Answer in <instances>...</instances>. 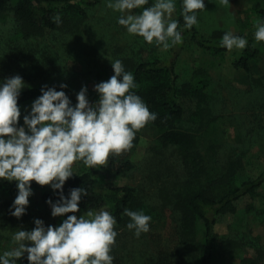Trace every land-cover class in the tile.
<instances>
[{"label": "rangeland", "instance_id": "rangeland-1", "mask_svg": "<svg viewBox=\"0 0 264 264\" xmlns=\"http://www.w3.org/2000/svg\"><path fill=\"white\" fill-rule=\"evenodd\" d=\"M262 1L264 5V0ZM150 3L151 0L149 5ZM251 5V0H230L228 5L222 4L221 0H205V9L197 10L199 21L197 25L207 36H210L211 30L216 28L245 32L256 19V13L252 11ZM120 15L119 11L108 8L105 0H99L88 10L85 20L78 21L77 16L67 14L61 17L62 22L58 24L56 30L44 28L35 32L33 37H12L14 40L9 42L11 46H7L8 48L0 46V68L2 64L6 66L8 62L15 67L18 62L31 63L34 67L33 72L28 70L25 76L20 75L30 87L47 84L50 80H58L59 83L67 85L72 99L76 100V93L86 85L89 100L95 101L98 99V94L93 88L95 73L106 67L114 49L121 48L129 53L134 51V46L143 45L140 48L142 57H148L150 55L148 47L155 46L153 50L155 54L171 56V53L167 52L168 49H163L155 43H148L142 36L129 34L125 26L117 23ZM16 22L11 12L6 10L0 12V33L12 32L14 26L18 24ZM18 32L21 34L20 31ZM254 44L260 48L257 63L255 61L251 64L256 76L258 71L259 74L264 73V41L257 42L255 39ZM46 55L51 57L47 62L38 60L39 56L46 57ZM223 56L214 58L190 44L180 52L176 63L180 83L188 81L198 67L208 70L211 85L209 86L210 102L207 104L213 107L214 114L217 115L215 127L210 125V128L217 138L223 137L221 142L226 141L223 142L222 148H218L219 156L228 146H234L231 142L234 141L236 131L245 128L250 112V109L244 108L250 102L245 93L249 86L231 65L235 54L228 53ZM9 64L6 69L5 67L4 70L0 69V79L15 75L10 70ZM16 69H19L18 65ZM181 99L184 108L183 121L188 123L196 102L191 97ZM30 106H21L20 124H23V115L26 114V110L30 111ZM261 116L264 118L263 115ZM157 138L158 132L153 127L141 131L139 143L128 154V158L134 163L129 174L114 176L102 173L94 177L95 181L103 185L129 184L137 188L141 187L140 194L144 198L143 201L156 206V211L152 212V219L149 222L150 230L141 233L139 237L126 227L129 220L125 225L116 224L118 235L112 247L113 264H199V246L194 245L182 234L178 213L172 209V200L165 202L169 192L177 189V179L185 171V167H180L173 148L159 147ZM207 139L208 137H203L205 143ZM254 140L255 144L246 157V161H249L239 168L237 175L239 179L254 177L264 169V152L260 150V146L264 147L263 139L257 136ZM201 144L203 145L199 151L205 153L207 150L203 148L204 143ZM82 168V165L74 162L75 172H79ZM256 191L257 195H247L235 201L234 210L219 215L214 225L218 239L229 236L241 238L243 255L248 257L257 255L256 247L264 251V185ZM16 195L17 192L7 195L0 191V253L13 246L11 232L15 228L31 229L34 227L35 218L42 219L46 225H57L62 222L58 217L49 214L51 212L49 205L44 208L40 200V191L37 190L29 197L25 214L19 218L12 216L10 205ZM248 205L250 208L247 209ZM102 207L108 210L106 206ZM99 208L101 207L92 209ZM195 239L197 243L204 239L202 220L196 221ZM211 264H239V259L219 251L213 256ZM259 264H264V260Z\"/></svg>", "mask_w": 264, "mask_h": 264}, {"label": "trees", "instance_id": "trees-1", "mask_svg": "<svg viewBox=\"0 0 264 264\" xmlns=\"http://www.w3.org/2000/svg\"><path fill=\"white\" fill-rule=\"evenodd\" d=\"M99 0H0V12L8 11L16 19V27L13 31L0 33V46H11L12 37H33L35 32L47 28L56 30L58 24L53 17L57 13L60 18L70 14L77 16L78 21L87 18V12L94 7ZM251 9L256 13V19L248 27L247 31L234 32L246 36L248 46L244 49L227 50L220 45V39L227 30L213 29L210 36L204 35L198 25L191 29H183V42L168 48L171 56H159L154 53L155 46L148 47L150 55L142 57L140 48L143 45L134 46L133 52H125L121 48L112 51L111 60L107 61L106 67L95 73L94 83L107 80L112 74L111 61L121 59L125 69L133 72L137 88L134 89L139 94L150 111L157 113V118L148 121L142 128L136 131L132 147L120 153L110 154L106 164L96 165L90 168L83 161H76L82 165V169L77 174H73L63 185L64 194L67 195L72 187H85L88 195L79 201L80 212H85L92 208L106 206L108 210L117 218L118 225H125L130 218L124 214L125 208L133 210H143L152 216L156 211L155 205H149L143 201L141 187H134L129 184L122 185H103L94 180L97 174L108 173L114 176L129 174L134 167L132 160L128 158L129 152L133 151L140 141L141 131L147 127H153L158 132L157 144L159 147L173 148L175 155L179 159L180 167H185V171L177 179V189L165 197V202L172 200V209L178 213L180 229L185 237L198 245L200 248L199 264H211L213 256L224 251L231 257H237L239 264H259L264 260V251L256 247L257 255L248 257L243 255V245L241 238L226 237L218 239L214 232V225L217 217L228 211L234 210V202L245 197L257 195V189L264 185V169L254 177L239 179L238 171L245 165L246 157L258 138L263 139L264 144V73L258 71L254 75L252 63H257L260 48L254 44L256 31L255 22L257 18L264 17V5L262 0H251ZM181 3L177 0L174 18L180 20L181 26L184 21L180 15ZM20 31L21 34L18 32ZM193 44L198 49L214 56L222 58L228 53L235 54L231 65L235 71L240 73V77L247 82L249 88L245 93L248 95V105L244 108L250 109L248 121L243 130L236 131L234 146H228L224 153L218 155V148H222L223 138H217L215 132L210 128L214 126L217 115L213 107L207 104L210 102L209 86L211 78L206 68L198 67L188 81L179 82V73L176 63L180 52L188 45ZM134 45V44H133ZM136 49V50H135ZM13 51V50H12ZM51 57L39 56L38 60L47 62ZM2 61V60H1ZM29 63V62H28ZM33 63V62H32ZM9 64L6 63V66ZM34 64V63H33ZM17 65L19 69H16ZM10 70L19 75H24L28 70H34L30 64L18 62ZM5 65H1L5 67ZM4 70V69H3ZM30 75V74H29ZM43 76V74H40ZM58 80H50L47 84H40L33 87L24 88L18 98L20 106L31 105V102L40 95L43 85L55 86L60 90ZM70 97L71 94L66 87L63 89ZM191 97L195 99V110L190 116L188 123L183 121L184 108L181 98ZM252 100V101H251ZM219 115V114H218ZM222 132V131H221ZM208 137L206 143L203 137ZM201 141V142H200ZM206 149L207 153H201V149ZM260 150L264 147L260 146ZM33 191H40V200L44 208L49 205L46 201L51 198L53 201L58 199L55 194L59 190H53L49 185H40L36 181L31 182ZM176 187V186H174ZM0 191L7 195L18 192L16 181H9L0 178ZM250 205L247 206V209ZM264 210V203H263ZM51 212H49L50 214ZM57 216L60 220L67 215ZM80 213H77L79 215ZM202 220L204 224V239L196 242V221ZM259 248V249H258ZM26 255L19 259L18 264H29Z\"/></svg>", "mask_w": 264, "mask_h": 264}, {"label": "clouds", "instance_id": "clouds-1", "mask_svg": "<svg viewBox=\"0 0 264 264\" xmlns=\"http://www.w3.org/2000/svg\"><path fill=\"white\" fill-rule=\"evenodd\" d=\"M106 6L121 15L117 23L129 34L142 36L148 43L163 49L183 42L182 30L199 23L197 10L205 9V0H180V20L173 18L177 0H105ZM224 5L230 0H221ZM145 5H149L145 7ZM133 9H141L139 12ZM61 23L60 14L53 17ZM254 33L264 41V17L257 18ZM227 50L244 49L246 36L227 30L220 39ZM113 74L95 83L98 99L90 101L84 85L76 93V102L63 90L66 84L43 85L19 123L21 90L30 87L19 74L0 79V178L16 181L18 189L10 205L12 216L26 212L33 194L31 182L49 185L58 199L46 203L53 217L71 213L57 225L34 219V227H17L11 232L12 247L0 253V264H18L25 254L29 264H113L112 247L116 243L117 218L106 208L80 212L79 201L88 195L85 187H72L65 195L63 185L77 174L76 161L90 168L106 164L113 153L132 147L136 131L157 113L150 111L137 88L134 74L125 69L121 59L111 61ZM130 219L126 225L134 235L150 230L152 217L142 209L125 208ZM77 213H80L77 215Z\"/></svg>", "mask_w": 264, "mask_h": 264}]
</instances>
